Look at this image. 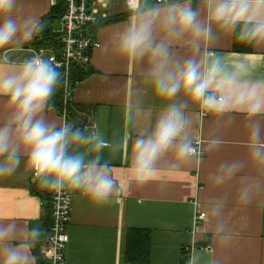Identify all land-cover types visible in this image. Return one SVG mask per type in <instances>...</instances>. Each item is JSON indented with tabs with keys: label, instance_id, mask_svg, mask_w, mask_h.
<instances>
[{
	"label": "crops",
	"instance_id": "crops-1",
	"mask_svg": "<svg viewBox=\"0 0 264 264\" xmlns=\"http://www.w3.org/2000/svg\"><path fill=\"white\" fill-rule=\"evenodd\" d=\"M152 5V1L142 3V7ZM52 6L51 0H15L13 15L40 25ZM192 6L199 7L204 18L205 0H192ZM99 18L92 35L101 48L92 53V74L74 87L71 103L89 107L78 118L84 129L98 133L105 142L99 153L90 151L89 145L76 151L88 153V158L98 156L108 166L113 192L98 202L74 190L66 264H129L124 256L129 229L151 233L149 264H264V157L256 155L264 152V112H207L204 117L200 104L184 92L172 99L159 96L145 76L147 58H134L117 47L116 38L134 19L125 0L100 8ZM35 31L31 39L0 49V60L20 63L33 58ZM213 31V40L201 42V56L210 53L229 67L243 64L248 69L246 79L264 81V40H254L251 52L239 53L235 31L217 25ZM172 51L180 60L193 55L183 41L174 43ZM185 103L186 138L191 145L202 141L204 157L180 159L174 148L169 149L147 179H137L131 170L136 140L151 134L169 104ZM52 106L49 99L44 113L49 121L72 124L69 114L66 119L57 108L51 111ZM8 110L6 98H0V119ZM91 121L96 130L90 128ZM257 123L261 135L253 140ZM234 161L241 164L240 170L217 183L221 164ZM36 185L24 163L13 174L0 176V225L15 224L17 235L11 243L27 240L31 264H44L41 250L51 219L43 200L32 191ZM245 189L249 195L242 198ZM216 208H221L219 215ZM199 211L207 213L202 224L195 223ZM208 244L211 252L202 249ZM192 246L197 249L189 255L186 249Z\"/></svg>",
	"mask_w": 264,
	"mask_h": 264
},
{
	"label": "clouds",
	"instance_id": "clouds-1",
	"mask_svg": "<svg viewBox=\"0 0 264 264\" xmlns=\"http://www.w3.org/2000/svg\"><path fill=\"white\" fill-rule=\"evenodd\" d=\"M142 3L129 0L134 19L118 35L116 44L124 54L147 58L145 76L159 96L172 99L184 92L202 109L218 114L232 110L249 115L264 112V81L246 79L248 69L243 64L229 67L210 53L201 56V42L215 38L214 25L226 31L239 29L241 40H264V0H205L204 18L192 0H159L144 7ZM14 7L15 0H0V49L31 39L39 28L31 19L14 17ZM181 41L193 52L183 60L172 51L173 44ZM59 83V72L50 59L35 56L20 63L0 60V98H6L9 109L0 119V176L13 174L24 163L46 188L69 187L82 190L94 201H103L113 192L108 166L98 156L88 158V153L73 149L89 145L90 151L99 153L105 147L103 139L72 124L58 126L44 115ZM186 106L169 104L151 134L136 140L131 170L137 179H147L155 162L169 149L174 148L180 159L190 155ZM260 135L257 123L253 140H259ZM256 155L264 157V152L257 151ZM240 168L239 162H224L216 182L230 179ZM241 195L247 198L249 193L245 189ZM214 211L219 215L221 208ZM16 235L15 224L0 225V264H31L28 241L11 243Z\"/></svg>",
	"mask_w": 264,
	"mask_h": 264
},
{
	"label": "built area",
	"instance_id": "built-area-1",
	"mask_svg": "<svg viewBox=\"0 0 264 264\" xmlns=\"http://www.w3.org/2000/svg\"><path fill=\"white\" fill-rule=\"evenodd\" d=\"M116 0H65L67 10L63 18L59 22V29H55L54 33L59 35L60 49L52 48H34L35 56H40L45 60H52L55 64L59 75L65 84V94L63 107L60 113L68 118V105L72 102V83L71 75L75 66L90 67L92 65V53L101 48V43L92 35V30L100 23V8L108 9L110 4ZM152 1L155 5L159 0H143ZM182 1V0H181ZM55 6L58 0H51ZM127 9L133 10L129 6V0H125ZM142 6V5H141ZM80 82H77L78 85ZM51 111L55 108L50 107ZM206 110H202V115H207ZM93 121V120H92ZM91 121L90 128L97 129V124ZM66 123L69 124L67 121ZM192 152L190 156L196 159H202L205 155L202 149V141L198 140L191 145ZM34 183L39 180L32 174ZM51 209V225L48 228V236L42 247L41 255L44 264H66V249L70 243L68 227L72 221L73 201L75 197L74 189L65 187L61 190H53L49 188ZM43 205L45 203L43 202ZM207 219V213H196V224H202ZM197 246L186 249V253L193 254ZM203 250L211 252L212 246L208 244L202 247ZM188 255V256H189ZM188 258V257H187Z\"/></svg>",
	"mask_w": 264,
	"mask_h": 264
},
{
	"label": "trees",
	"instance_id": "trees-1",
	"mask_svg": "<svg viewBox=\"0 0 264 264\" xmlns=\"http://www.w3.org/2000/svg\"><path fill=\"white\" fill-rule=\"evenodd\" d=\"M67 10V5L65 0H58V3L55 6H52V9L48 16H46L42 23L39 25V28L34 33V48H45V49H60V38L59 35L54 33V26L56 23H59L63 18ZM110 20L109 22H112ZM254 40H241L239 38V29L235 30V51L239 53H249L252 51ZM92 74V67H83L75 66L71 75L72 88L76 86L77 82H84ZM60 83L57 87L54 95L50 97L53 105L58 110H61L64 102L65 94V84L62 79V75H59ZM89 107L74 105L69 103L68 105V114L69 120L72 121V124L75 127L84 129V124L81 122V119L78 118L80 113L87 112ZM78 146H73V149L76 151ZM33 193L43 200L46 205L47 210V219H51V209L49 204L50 195L49 188H46L38 182L33 188ZM51 225V220H50ZM49 225V226H50ZM150 253H151V233L145 230L138 229H129L126 233L125 238V261L129 264H149L150 263ZM39 256V254L37 253ZM40 258V256H39ZM44 263V261H43Z\"/></svg>",
	"mask_w": 264,
	"mask_h": 264
},
{
	"label": "rangeland",
	"instance_id": "rangeland-1",
	"mask_svg": "<svg viewBox=\"0 0 264 264\" xmlns=\"http://www.w3.org/2000/svg\"><path fill=\"white\" fill-rule=\"evenodd\" d=\"M55 29H59V23H56L55 26H54V30Z\"/></svg>",
	"mask_w": 264,
	"mask_h": 264
}]
</instances>
